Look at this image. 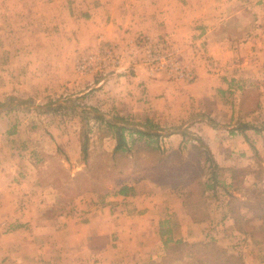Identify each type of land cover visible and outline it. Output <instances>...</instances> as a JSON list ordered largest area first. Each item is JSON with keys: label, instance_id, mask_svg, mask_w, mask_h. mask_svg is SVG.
<instances>
[{"label": "crops", "instance_id": "crops-1", "mask_svg": "<svg viewBox=\"0 0 264 264\" xmlns=\"http://www.w3.org/2000/svg\"><path fill=\"white\" fill-rule=\"evenodd\" d=\"M51 5L61 18L59 44L35 55L34 72L41 75L21 77L26 98L46 90L84 89L78 104L107 118L177 128L162 135L168 152H184L185 133L192 132L222 169L251 165L253 151L262 152L264 0H61ZM140 35L174 43L183 63L195 71V81L132 63L144 48L127 55V66L111 77L94 81L76 75L79 48L103 39L125 49ZM13 137L0 132V264H169L173 248L207 238L208 221L194 220L180 191L145 178L127 195L83 197L74 210L47 213L39 198L37 153L42 150L26 140L22 148ZM224 219L236 229L231 215ZM242 255L246 264H264L246 249Z\"/></svg>", "mask_w": 264, "mask_h": 264}, {"label": "rangeland", "instance_id": "rangeland-1", "mask_svg": "<svg viewBox=\"0 0 264 264\" xmlns=\"http://www.w3.org/2000/svg\"><path fill=\"white\" fill-rule=\"evenodd\" d=\"M55 1L61 0H0V132L14 136V142L22 148L26 140L27 145L42 150L37 153L42 162L39 198L47 204L46 212L74 210L83 197L118 193L121 186L133 187L141 174H149L145 179L169 181V188L183 194L195 221H208L207 238L173 248L169 252L172 260L169 264H246L242 255L245 249L249 255L264 260V212H260L261 204L253 193L254 183L258 179L264 182V138L263 150L253 151L251 165L230 170L213 165L206 146L189 131L191 133H185L184 152L171 155L168 168L167 162L159 161V154L139 150L144 140L127 154H116L117 130L110 125L127 124L132 130L141 128L163 135L175 127L161 129L152 122L123 120L115 115L107 118L99 111L78 104L84 89L68 87L61 92L46 90L36 97H25L26 91L20 89L21 77L41 75L34 72L35 55L59 44L55 35L61 31L60 17L55 13L58 8L51 5ZM107 45H114L123 58L125 63L119 68L127 66V55L137 54L130 43L123 49L118 43L101 39L97 44L79 48L77 61L85 51ZM77 61L76 75L92 77L94 81L102 78L95 73L80 72ZM111 66L110 74L105 77L120 73L116 66ZM165 142L162 137L164 148ZM84 145L88 147L86 161L82 152ZM213 171L220 183L215 189L205 190L204 182H214ZM226 181L232 184L223 183ZM226 214L234 218L237 230L224 219Z\"/></svg>", "mask_w": 264, "mask_h": 264}, {"label": "built area", "instance_id": "built-area-1", "mask_svg": "<svg viewBox=\"0 0 264 264\" xmlns=\"http://www.w3.org/2000/svg\"><path fill=\"white\" fill-rule=\"evenodd\" d=\"M135 48V52L144 48V57L135 59L132 63H142L149 67L152 73H164L174 79L193 82L196 79L195 71L183 63L179 48L170 46L162 40L151 41L149 37L140 35L130 44ZM134 52V53H135ZM77 68L82 73H95L105 77L110 74L111 64L117 67L116 71H122L124 68L119 66L124 62L123 58L117 53L114 45H107L97 50H88L82 53L77 61ZM1 205V197H0Z\"/></svg>", "mask_w": 264, "mask_h": 264}, {"label": "trees", "instance_id": "trees-1", "mask_svg": "<svg viewBox=\"0 0 264 264\" xmlns=\"http://www.w3.org/2000/svg\"><path fill=\"white\" fill-rule=\"evenodd\" d=\"M110 126L112 128L113 127L116 128L117 130V132H115V137L117 139V145L114 149V152L116 154H121V155L127 154L136 146V144L138 143L141 144V142L144 140L143 146L139 150L142 152H145V154L147 153L159 154L161 156L159 161L167 162V166L168 168H170L171 166L169 165V163H171L172 161V159L170 158L171 155H175V153L177 152L181 153V151H178V150L168 152L166 149H164V147L161 145V138L163 137L162 136L163 134L161 133L148 132V131L142 130L141 128H136L132 130L128 128L127 124H122V125L111 124ZM126 131H129V132H126ZM82 152H83V159L86 161L88 158V147L86 145L83 146ZM167 174L168 172L163 173V176H162L163 179H165L164 177ZM148 177H150L149 174L147 175L143 173L141 174L140 177H138L137 181L139 179L148 178ZM211 177L214 178V182L213 183L204 182L205 190L207 188L215 189L217 187V184L220 183L219 180L217 179L216 171L212 172ZM155 181L159 184H165L167 186L171 185L169 181L168 182L160 181L158 179L157 180L155 179ZM132 189H133L132 186L126 184V185L121 186L118 193L122 195H127L130 192H132ZM253 193H254L255 198L259 200L258 203L261 204L259 207L260 212H264V182L262 179H258V181L254 183Z\"/></svg>", "mask_w": 264, "mask_h": 264}]
</instances>
